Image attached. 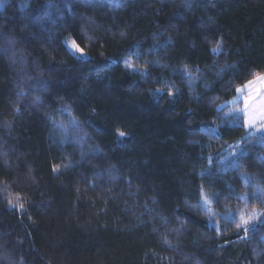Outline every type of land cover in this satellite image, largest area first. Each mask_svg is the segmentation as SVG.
I'll return each instance as SVG.
<instances>
[{
	"label": "trees",
	"instance_id": "1",
	"mask_svg": "<svg viewBox=\"0 0 264 264\" xmlns=\"http://www.w3.org/2000/svg\"><path fill=\"white\" fill-rule=\"evenodd\" d=\"M69 36L85 57L67 51ZM259 73L264 0H0V264H264V219L248 239L236 230L238 213L264 208V195L244 198L264 189V134L240 140L243 115L221 121L235 86ZM68 113L86 141L70 129L60 142L48 118ZM238 142L241 166L219 170ZM201 185L219 193L212 222Z\"/></svg>",
	"mask_w": 264,
	"mask_h": 264
},
{
	"label": "snow or ice",
	"instance_id": "2",
	"mask_svg": "<svg viewBox=\"0 0 264 264\" xmlns=\"http://www.w3.org/2000/svg\"><path fill=\"white\" fill-rule=\"evenodd\" d=\"M187 2V0H185ZM69 12H72L71 7L68 8ZM74 15V13H72ZM89 39H91L89 37ZM170 39V38H169ZM62 43L64 44L67 51L73 55L78 54L79 57L83 58L86 56L85 49L80 47V45L77 43L76 39L72 38L71 36L65 37L62 40ZM210 43V52L213 55H219L223 51V40L222 38H216L214 42L209 41ZM166 46V45H162ZM124 66L130 70H135V65L130 60L124 61ZM147 68L145 67L142 71H146ZM223 70L220 74H222ZM180 75L183 79L187 80L189 82V85H191V82L193 80L192 72L185 66V68L180 70ZM37 83L41 87H46L47 81L38 80ZM256 85V87H253ZM159 92H163L164 89L160 88L157 89ZM247 91L246 95H243V124L242 126L247 129V133L245 136L239 138L240 140H248L253 135H259L261 133H264V73L257 74L253 79L246 80L244 85H236L235 86V93L237 96H239L241 93H244ZM176 94V90H173L171 87L168 88L167 95L169 98H173ZM20 96L26 95V93L21 92L19 93ZM34 103H42V100L40 97H35L33 100ZM229 103H236V100L229 101ZM219 108V105H217ZM251 109V110H250ZM222 110V109H221ZM16 111L18 112L19 109L17 108ZM191 110H189L190 112ZM65 112L67 113L68 110L65 108ZM69 119L67 124L59 121L52 120L51 117L48 119L51 121L52 126L54 129H59L60 134L62 136L61 143H67L69 141L70 137V129H75L78 134V139L75 141L79 143L80 141H86L87 140V133L82 132L80 122L73 116H71L70 113H68ZM236 117H239V113H235ZM228 117V114H225L224 117H221V121H225ZM230 123H233V121H229ZM253 129H255V132H253ZM203 131L205 132H211L216 133L217 129L212 127L204 128ZM117 136L121 138V140L125 139L127 134L123 131L117 130ZM190 143H195V141H190ZM224 146H221V151H223ZM94 152L98 153L100 150L98 148L93 150ZM246 152V149L241 145V143H236L234 146H229L228 151H223V155L221 156V159L217 161V163L221 166L219 170H227L224 168V165L230 164L233 169L240 167L239 163V157L243 156ZM213 154L209 153L208 159H209V166L208 168L202 169V171L206 175H212V160H213ZM262 161H264V156L260 157ZM71 164H64V165H53L52 171L54 173H59L61 170V167H63L65 170L69 167H71ZM242 178L245 180L246 184H250L252 178L247 176L246 174H241ZM19 194H17L18 196ZM219 195V193H209L205 190L204 186L201 185L199 189V211L203 212L210 221H212L213 217L216 215L215 211L212 208V205H214L216 201V197ZM260 195H264V189H260L257 187L255 191L252 193H245L244 198L247 199L249 197L251 198H258ZM153 203H155V199L153 198ZM8 204L10 207L13 206V201L9 199ZM185 206L195 210L197 208L196 205L190 204L188 201H185ZM17 207L23 211L24 205L19 204ZM146 211H152L151 209L147 208ZM230 211V210H229ZM264 217V208H256L253 207L251 213H245L243 211L240 212L239 216V223L236 224V230L239 231L241 228L244 230V236L241 237L242 239H248L249 234L252 230L253 222ZM226 221L228 222H235V214H228V211H226L224 217ZM162 222L164 225H167L166 218L161 217ZM217 228V235H220V225L219 222H215L214 225ZM182 229H173L172 231L179 232ZM264 239V237H262ZM165 244H167L169 247H171L170 241L167 239H164L163 241ZM225 244L228 243V241H224Z\"/></svg>",
	"mask_w": 264,
	"mask_h": 264
},
{
	"label": "rangeland",
	"instance_id": "3",
	"mask_svg": "<svg viewBox=\"0 0 264 264\" xmlns=\"http://www.w3.org/2000/svg\"><path fill=\"white\" fill-rule=\"evenodd\" d=\"M77 56H79L78 54H76ZM85 57V56H84ZM253 87H256V85H254ZM247 94V91L246 92H244V93H241L239 96H237V94H236V96L232 99V100H236V103H226V105H228L229 106V109L227 110V114H229V113H231L232 114V112L235 114V113H239V115L241 116V115H244L243 114V111H242V109H243V99H242V97H243V95H246ZM231 100V101H232ZM237 103H240V106H239V108L236 110V109H234V106L237 104ZM251 110V109H250ZM235 111V112H234ZM225 113V114H226ZM253 132H255V129H253ZM262 134H264V133H261V134H259V135H262ZM243 212H245V213H251V211L252 210H250V211H247V210H242ZM239 216H240V213H238L237 214V218L239 219ZM264 219V217H262V218H260V219H258V220H256V221H254L253 222V225L252 226H254L258 221H260V220H263ZM212 222V221H211ZM213 225H215V223H212Z\"/></svg>",
	"mask_w": 264,
	"mask_h": 264
}]
</instances>
